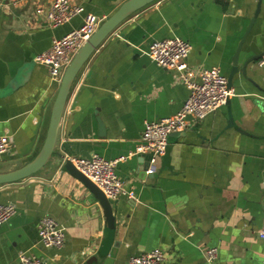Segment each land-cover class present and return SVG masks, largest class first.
<instances>
[{
  "label": "crops",
  "instance_id": "obj_1",
  "mask_svg": "<svg viewBox=\"0 0 264 264\" xmlns=\"http://www.w3.org/2000/svg\"><path fill=\"white\" fill-rule=\"evenodd\" d=\"M52 0L0 7V135L10 139L0 171L31 160L41 149L60 81L36 56L80 27L88 12L103 20L124 0H73L83 13L52 26L38 12ZM239 53L234 94L204 119L171 135L154 171L137 153L144 121L175 114L189 95L177 70L147 54L152 41L180 36L187 58L228 76ZM264 0H157L132 13L96 48L78 73L60 124L54 155L41 171L0 184V202L16 213L0 225V264L21 253L47 264H128L159 247L165 264H264ZM101 120L104 133L100 132ZM123 156L117 172L134 195L113 200V238L93 192L65 167L71 157ZM143 158H145L143 160ZM149 167V166H148ZM63 227L61 248L39 241L43 216ZM218 247L209 262L205 250Z\"/></svg>",
  "mask_w": 264,
  "mask_h": 264
},
{
  "label": "built area",
  "instance_id": "obj_2",
  "mask_svg": "<svg viewBox=\"0 0 264 264\" xmlns=\"http://www.w3.org/2000/svg\"><path fill=\"white\" fill-rule=\"evenodd\" d=\"M27 0H0V7L17 5ZM84 6L73 0H52L40 5L38 12L44 15L46 23L52 26L64 24L83 13ZM102 17L88 12L80 27L72 29L60 38H54L51 46L36 56V61L48 66L52 78L61 80L65 68L73 59L79 48L90 39L97 30ZM192 44L180 36L157 39L151 42L147 54L152 61L165 68L177 70V78L189 88V95L181 108L173 115L158 120H145L141 140L136 147L137 153H148L149 170L154 171L159 159L166 153L170 136L182 131L204 119L211 112L228 103L234 91L228 85V76L218 66L198 67L195 79L189 70L187 58ZM264 62V59L262 60ZM264 99V96H263ZM10 139L0 135V155L9 151ZM123 156L108 159L94 153L90 158L85 156L71 157L76 167L94 181L111 201L121 194L133 196V190L125 187L124 181L117 172V164ZM16 213L13 202H0V225ZM39 241L47 247L61 248L66 242L64 227L52 216H43L38 224ZM264 237V230L261 232ZM206 258L213 262L218 257V247L211 246L205 250ZM18 264H47L39 256L21 253ZM128 264H165V255L156 247L140 254L132 255Z\"/></svg>",
  "mask_w": 264,
  "mask_h": 264
},
{
  "label": "water",
  "instance_id": "obj_3",
  "mask_svg": "<svg viewBox=\"0 0 264 264\" xmlns=\"http://www.w3.org/2000/svg\"><path fill=\"white\" fill-rule=\"evenodd\" d=\"M155 1L157 0H124L110 16H108L101 22L97 30L93 33L90 39L79 48L71 62L64 70L63 76L60 81L59 90L52 105L48 129L41 149L31 160L25 162L24 164L11 170L0 171V184L14 182L29 177L32 174H35L44 169L54 155L58 154L62 157V154H60L56 149V144L58 140L60 124L65 111V106L78 73L92 56L96 48L115 30V28L121 22L128 18L132 13L144 8L145 6ZM253 23L254 18L251 19L240 42V45L233 57V66L228 75L229 87H232L233 85V78L235 73L240 70H245L244 68L239 67L238 58L241 46L248 33L250 32ZM99 124L100 132L101 134H103L105 129L104 124L101 120H99ZM87 157L90 158L91 155L88 154ZM144 159L145 158H143V160ZM148 166L149 161H146L145 168L147 169ZM65 167L76 178L83 182V184H85L98 199L105 216V224L107 228H110V238L112 239L116 227V217L114 215V207L112 201L106 197L104 192L94 181H92L87 175H85L76 167L71 159L66 160Z\"/></svg>",
  "mask_w": 264,
  "mask_h": 264
}]
</instances>
